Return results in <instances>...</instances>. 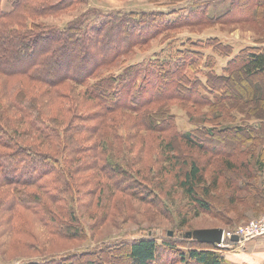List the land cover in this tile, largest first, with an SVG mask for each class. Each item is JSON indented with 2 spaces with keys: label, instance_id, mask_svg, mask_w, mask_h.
Returning <instances> with one entry per match:
<instances>
[{
  "label": "trees",
  "instance_id": "obj_1",
  "mask_svg": "<svg viewBox=\"0 0 264 264\" xmlns=\"http://www.w3.org/2000/svg\"><path fill=\"white\" fill-rule=\"evenodd\" d=\"M3 1L0 0V188L7 190L5 196H0V210L25 208L36 214L43 212L47 218L44 225L50 227L48 233L53 239L88 242L91 236L77 215L82 196L78 200L65 198L70 201L68 205L61 193L52 199L54 205L62 201L65 211L71 212L68 217L59 209L43 206L32 194L27 199L17 189L44 188L50 177L58 183H66L67 178L69 182L72 177L75 183L72 171L75 163L82 161L96 169L94 180L106 177L111 182L109 189L114 196L138 194L148 200L145 167L150 163L145 161V155L152 145L163 153L164 160L159 165L164 172L173 165L175 184L199 212L211 213V206L200 196L207 198L219 188V178L213 174L207 178L208 170L201 163L204 155L220 157L222 176L235 183L232 191L226 190L232 208L235 194L248 186L255 189L253 195L240 197L239 201L248 203L253 210L242 211L237 216L239 220L254 218L264 211V183L263 187L259 184L264 178V43L245 45L236 52L232 43L219 37L199 41L187 38L164 58L113 72L124 58L138 48H146L160 34L195 24L264 21V0H231L224 13L216 14L210 13L209 2H193L188 11L174 13L92 9L64 27L39 19L64 14L85 0H11L9 11L4 10ZM172 15L175 19L170 18ZM220 56L229 59L218 73ZM30 88L43 95H33ZM64 89L73 95L68 98L69 105L65 104ZM10 92L17 94L10 96ZM173 106L185 109L194 126L192 130L183 133L179 129ZM204 109L210 113L205 114ZM50 110L64 113L69 120L61 123L62 118L53 117ZM233 111L241 113L239 124L227 123L226 117ZM119 124L125 130V151L117 150L119 139L124 140L118 136ZM153 135H157L155 143L150 144ZM174 141L199 155L185 164L188 169L183 175L175 170L179 159ZM86 152L90 154L80 157ZM123 152H136L137 161L132 165L137 172L120 167L117 159ZM109 156L111 161H106ZM245 156L248 158L242 159ZM85 185L78 180V189ZM67 188L61 190L65 195H69ZM167 233L164 240L145 236L114 241L106 252L103 248L77 249L69 258L60 254L39 256V260L21 264H118L124 249L129 264H169L176 254L180 255L178 264H230L218 245L187 238L184 232L182 239ZM91 251L103 259L93 261L97 257ZM53 257L59 258L45 262Z\"/></svg>",
  "mask_w": 264,
  "mask_h": 264
},
{
  "label": "rangeland",
  "instance_id": "obj_2",
  "mask_svg": "<svg viewBox=\"0 0 264 264\" xmlns=\"http://www.w3.org/2000/svg\"><path fill=\"white\" fill-rule=\"evenodd\" d=\"M10 1L11 0L3 1L4 10L9 11L11 9ZM193 2H209L210 13L216 14L219 12L224 13V11L228 9L231 0H85L83 5H79L64 14L41 18L39 21L64 27L68 22L86 10L97 9L121 12L145 10L149 12L174 13L188 11ZM170 18L175 19V16L172 15ZM244 22L245 21L233 23L232 21H227V24L202 26H196L195 24L193 26H187L160 34L158 38L152 40L148 46H145L146 48H138L129 57L124 58V61L113 69V72L119 73L123 68L132 64H147L151 59L156 57L164 58L179 49L182 42L187 38L199 41L201 39L206 40L211 37H219L225 42L232 43L237 49L236 52L245 47V45L264 43V21L258 20L255 23L251 21L249 23ZM261 45L264 46V44ZM228 59L227 57H218V73H221ZM11 85L12 90H16L15 83ZM27 87H30V85H27ZM31 89H33V95H39L40 97L43 95L38 93L39 91L35 88H30L29 91ZM63 91L67 94L65 95L63 92L64 97L67 98L65 104L69 105L68 98L73 95H71L68 89H64ZM16 94L17 93L10 92V96H15ZM26 96L29 99L27 94ZM53 98L57 99V97L54 96ZM48 104H51V102ZM51 108L53 109L54 107L51 106ZM50 112L53 117L60 116V118H62L60 119L61 123H65L69 120V117L64 115V113L61 114L56 110H50ZM172 112L176 117L179 129L183 133H187L193 129L194 126L188 121L185 109L180 106H173ZM203 112L205 114L210 113L208 109H204ZM230 115L226 117L227 123H240L242 119L241 113L233 111ZM118 120L119 118L117 119V124ZM124 135L125 130L122 128V124H119L118 136L124 140L122 142L119 139L117 150L122 148V151H125V148H127V139ZM156 136L157 135H153L148 143H155ZM174 142L176 148L175 155L179 159L175 170L179 171L180 175H183L188 169L185 164L199 155L197 153H192L188 148L179 145L176 141ZM89 154L90 152H86L80 157H84L85 155L88 156ZM162 155L161 151L155 149L152 145L148 148L147 155H145V161L150 163V166L147 165L145 167L147 168L146 178L148 179L146 185L152 187L147 186L150 193L148 195L144 194L148 200H145V197L142 195L141 198L138 197V194L136 197H130L128 195L124 196L115 193L114 196V193L109 189L111 182L106 177H103L100 181L94 180L92 176L95 175L96 169L88 164L85 165L82 161H77L75 163L76 168L72 171L77 183L73 182L74 179L72 180V177H69L71 178L69 182L67 178L66 183L64 181L59 183L54 182V177H50L43 184L44 188H18L17 191H20L27 199H29L28 194H32V198H37L36 201H39L43 206L49 209H59L68 217L71 212L65 211L62 201L60 200L59 203H55L54 205L52 199L57 198L59 193L62 194V200L65 198L77 199L79 196H82L83 202H78L79 208L77 215L81 217V224L86 231L89 232L91 240L88 242L75 240L73 243H70L68 240L66 242L53 239L48 233V231L51 232L50 227L48 226L46 228L44 225L47 218L43 212L36 214L34 212H29L28 209L25 208L21 210L10 208L6 210L5 212L7 213H5L1 209L0 264H21L24 261L28 262L30 259L38 258L39 260V256L50 257L58 254L68 256L69 258V255L72 253L74 254L77 249L100 250V248H103L106 252V250L108 251L107 248L109 244L112 246L111 243L114 241H131L136 240L138 237L141 238L145 236H155L159 240H164L169 231L173 232L172 235L176 238L179 237L182 239L181 235L183 232L185 234L189 231L198 229L222 228L224 231L234 230L238 226L242 224L247 225L251 221L264 215L263 211L258 216H256V214L254 218L247 217L246 219L239 220L237 216L242 211L245 209L253 210V207L248 205V203L239 201L241 200L240 197L248 196L249 194L253 195L255 189H251V187L248 186L243 189V191L238 192L239 194H235V196H233V208L235 209H233L229 205L226 190L232 191V187L235 186V183H229L228 178L222 176L220 167L222 159L215 156L210 157L209 155L201 156V163L208 170L206 172V174H208V179L211 178L212 174L219 178V188L212 190L210 196L207 198H204L202 195L200 196L202 200H205L211 206V213L199 212L197 205H194V202L187 199L183 191L175 184V174L171 173L173 165H169L168 168L170 169L166 172H164V169L159 165V163L164 160ZM248 156L242 159H247ZM107 160L111 161V157L109 156L106 161ZM117 160L123 170L137 172L132 165L137 161L136 152H123L122 155L120 153V157ZM78 180H81L82 184L86 185L78 189ZM143 180H145V178H143ZM262 183H264V178L261 183H259L260 187H263ZM64 186H66V188L69 187V195H65V193L61 191ZM6 190V188H0V196H5ZM73 190H75V194ZM200 193H203L202 189ZM148 196H150V198ZM64 201H66L67 205L68 202H70L68 199ZM235 206H238V208ZM67 208H69V206ZM84 210L85 214H83ZM9 211L11 213L10 215L8 213ZM183 222H188L186 227H181ZM66 224H70L69 219H66ZM150 230H154L155 234ZM179 249L184 250V248ZM235 250L236 249H234V251ZM126 251L127 249L121 251L122 259L117 260V262H119L118 264H129ZM184 251L187 252V249ZM91 252V255L97 257V259H93V261H99L101 258L103 259V257H99L95 251ZM105 252L102 253L105 254ZM221 253L224 254L225 252L223 251ZM58 258L59 257H53L51 260L48 258L45 262ZM172 261L174 263H172ZM169 262V264H178L180 262V255L176 254V257Z\"/></svg>",
  "mask_w": 264,
  "mask_h": 264
},
{
  "label": "built area",
  "instance_id": "obj_3",
  "mask_svg": "<svg viewBox=\"0 0 264 264\" xmlns=\"http://www.w3.org/2000/svg\"><path fill=\"white\" fill-rule=\"evenodd\" d=\"M237 236L238 241H233ZM264 237V215L251 221L247 225H240L234 230H225L221 243L218 244L220 250L236 249L241 250L246 247L251 240Z\"/></svg>",
  "mask_w": 264,
  "mask_h": 264
},
{
  "label": "crops",
  "instance_id": "obj_4",
  "mask_svg": "<svg viewBox=\"0 0 264 264\" xmlns=\"http://www.w3.org/2000/svg\"><path fill=\"white\" fill-rule=\"evenodd\" d=\"M230 264H264V237L251 240L241 250H223Z\"/></svg>",
  "mask_w": 264,
  "mask_h": 264
},
{
  "label": "water",
  "instance_id": "obj_5",
  "mask_svg": "<svg viewBox=\"0 0 264 264\" xmlns=\"http://www.w3.org/2000/svg\"><path fill=\"white\" fill-rule=\"evenodd\" d=\"M173 232L170 231V235ZM224 230L222 228H212V229H198L194 231H189L185 233V237L191 238L193 240L209 243L213 245H218L221 243L223 238ZM233 241H238V237L235 236Z\"/></svg>",
  "mask_w": 264,
  "mask_h": 264
}]
</instances>
